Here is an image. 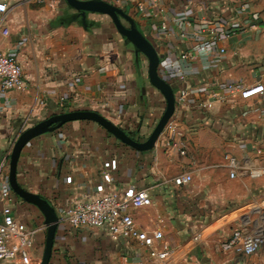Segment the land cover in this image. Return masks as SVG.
Here are the masks:
<instances>
[{"label": "crops", "instance_id": "1", "mask_svg": "<svg viewBox=\"0 0 264 264\" xmlns=\"http://www.w3.org/2000/svg\"><path fill=\"white\" fill-rule=\"evenodd\" d=\"M106 1L131 15L155 45L159 75L174 90V114L146 151L95 121L67 122L25 145L17 178L57 215L99 186L146 189L151 204L131 213L138 227L162 231L158 248L169 253L152 257L135 238L115 240L105 228H75L59 220L49 264H264V246L253 255L225 248L233 230L264 208V176L231 179L225 159L229 154L264 161V95L244 99L228 88L264 84V0ZM0 2L8 5L0 28L10 30L7 36L0 31L1 47L17 52L23 79L19 88L0 90V162L7 164L0 188H11L9 162L18 136L58 113L97 111L134 139L147 140L166 98L150 80L148 57L108 14L78 10L67 0ZM233 18L240 30L223 35ZM212 26L218 35L210 33ZM182 87L188 92L180 100ZM183 172H191L193 181L176 185ZM11 205L17 218L38 230L33 251L42 258L43 212L15 192ZM2 208L0 202V222Z\"/></svg>", "mask_w": 264, "mask_h": 264}, {"label": "built area", "instance_id": "2", "mask_svg": "<svg viewBox=\"0 0 264 264\" xmlns=\"http://www.w3.org/2000/svg\"><path fill=\"white\" fill-rule=\"evenodd\" d=\"M152 1L158 2V0ZM7 9V3L0 2V13L6 12ZM245 9L246 6L242 4L240 10ZM229 23L230 28L221 31L225 36L234 34L241 28L240 20L237 18H233ZM0 31L5 36L10 33L8 26H1ZM209 31L212 35L220 33L216 26H212ZM220 51L224 53L226 49L221 48ZM182 57L186 58L187 54H183ZM179 80L181 83L185 82V76L180 74ZM22 83V66L17 52L5 51L0 43V90L16 89ZM228 88L232 94H239L244 99L264 95L262 82L247 86L231 83ZM187 92V89L182 87L179 94L180 100L185 98ZM256 152L261 155L263 149L256 148ZM181 154L187 155V150H182ZM225 159L231 179H259L264 176V161L259 160L258 156L238 158L228 154ZM6 169V162H0V184L7 179ZM192 181L191 172H183L174 178L176 185H185ZM13 194L12 188H0V202L3 203L2 221L0 222V264H40L42 258L33 251L38 230L16 217L11 205ZM151 202V196L146 189L117 192L99 186L96 194L84 199L72 200L63 208L58 217L59 220L65 221L75 228H105L115 240L135 238L149 248L152 257L163 259L167 257L169 250L160 251L158 248L159 242L163 238L162 231H148L138 227L131 213V209L149 205ZM257 213H263L262 223L258 222V219L247 217L245 224L236 227L227 239L226 249H232L243 255H253L261 250L264 246V212L259 210Z\"/></svg>", "mask_w": 264, "mask_h": 264}, {"label": "water", "instance_id": "3", "mask_svg": "<svg viewBox=\"0 0 264 264\" xmlns=\"http://www.w3.org/2000/svg\"><path fill=\"white\" fill-rule=\"evenodd\" d=\"M67 2L74 8L82 11H91L108 14L117 29L125 35L139 51L144 53L149 59V76L152 84L159 88L166 98V108L157 122L155 128L145 141H138L129 135L123 128L109 120L103 114L93 110H73L55 114L29 128L24 130L16 139L9 162V183L12 190L21 198L36 205L45 216V224L47 226V236L45 250L40 264H49L53 246L55 242V235L59 222V217L50 204V202L23 188L17 178V168L21 152L25 145L34 137L39 136L47 131L61 127L67 122L74 120H91L101 124L107 131L120 139L125 144L140 150L146 151L152 149L160 135L163 133L166 125L175 112L176 100L173 87L163 80L158 72L160 57L155 45L143 35L137 28L135 19L129 15L121 7L108 2L106 0H67ZM125 19L129 22L127 26L122 22Z\"/></svg>", "mask_w": 264, "mask_h": 264}, {"label": "rangeland", "instance_id": "4", "mask_svg": "<svg viewBox=\"0 0 264 264\" xmlns=\"http://www.w3.org/2000/svg\"><path fill=\"white\" fill-rule=\"evenodd\" d=\"M263 209H264V208H263ZM261 211L264 212V210H262V209H261ZM252 214H253V213H252ZM253 215L257 216V217H255V218H253L254 220H255V219H258V222L261 221V223H262V221H263V220H262L263 213H261V214H259V213H254Z\"/></svg>", "mask_w": 264, "mask_h": 264}]
</instances>
